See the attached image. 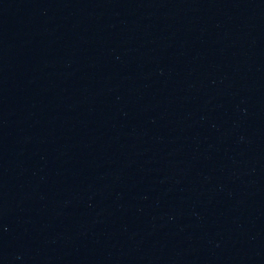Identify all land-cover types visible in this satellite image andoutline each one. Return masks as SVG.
Instances as JSON below:
<instances>
[{
  "label": "water",
  "instance_id": "obj_1",
  "mask_svg": "<svg viewBox=\"0 0 264 264\" xmlns=\"http://www.w3.org/2000/svg\"><path fill=\"white\" fill-rule=\"evenodd\" d=\"M0 264H264V0H0Z\"/></svg>",
  "mask_w": 264,
  "mask_h": 264
}]
</instances>
